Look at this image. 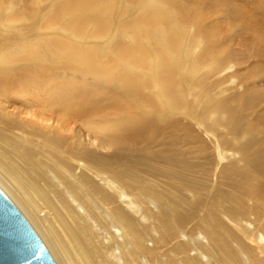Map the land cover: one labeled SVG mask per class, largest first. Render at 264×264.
<instances>
[{
    "label": "bare ground",
    "instance_id": "6f19581e",
    "mask_svg": "<svg viewBox=\"0 0 264 264\" xmlns=\"http://www.w3.org/2000/svg\"><path fill=\"white\" fill-rule=\"evenodd\" d=\"M0 189L55 264H264V0H0Z\"/></svg>",
    "mask_w": 264,
    "mask_h": 264
},
{
    "label": "water",
    "instance_id": "95a60500",
    "mask_svg": "<svg viewBox=\"0 0 264 264\" xmlns=\"http://www.w3.org/2000/svg\"><path fill=\"white\" fill-rule=\"evenodd\" d=\"M0 264H55L27 220L1 189Z\"/></svg>",
    "mask_w": 264,
    "mask_h": 264
},
{
    "label": "rangeland",
    "instance_id": "374dc122",
    "mask_svg": "<svg viewBox=\"0 0 264 264\" xmlns=\"http://www.w3.org/2000/svg\"><path fill=\"white\" fill-rule=\"evenodd\" d=\"M262 106V104H260V105H258L257 106V108L259 109L260 107ZM9 198V197H8ZM10 199V198H9ZM11 200V199H10ZM12 201V200H11ZM13 202V201H12ZM14 203V202H13ZM16 206V205H15ZM17 207V206H16ZM18 208V207H17ZM20 211V210H19ZM21 212V211H20ZM22 213V212H21ZM23 214V213H22ZM24 216V215H23ZM25 217V216H24ZM26 218V217H25ZM27 220V219H26ZM28 221V220H27ZM30 224V223H29ZM31 225V224H30ZM32 226V225H31ZM32 228H33V226H32ZM34 229V228H33ZM34 231L36 232V230L34 229ZM37 233V232H36ZM37 235H38V233H37ZM39 236V235H38ZM39 238H40V236H39ZM41 239V238H40ZM41 241H42V239H41ZM42 243L44 244V242L42 241ZM44 246L46 247V245L44 244ZM46 249L48 250V248L46 247ZM48 252H49V250H48ZM50 253V252H49ZM50 255H51V253H50ZM52 256V255H51ZM53 258V257H52ZM53 260H54V258H53ZM54 262H55V260H54ZM56 263V262H55Z\"/></svg>",
    "mask_w": 264,
    "mask_h": 264
}]
</instances>
